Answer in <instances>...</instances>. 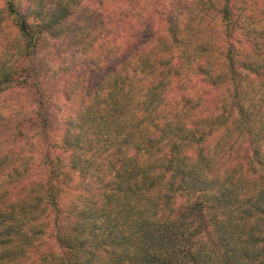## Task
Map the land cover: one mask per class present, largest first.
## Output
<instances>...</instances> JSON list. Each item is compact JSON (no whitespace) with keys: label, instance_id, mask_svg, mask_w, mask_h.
<instances>
[{"label":"trees","instance_id":"obj_1","mask_svg":"<svg viewBox=\"0 0 264 264\" xmlns=\"http://www.w3.org/2000/svg\"><path fill=\"white\" fill-rule=\"evenodd\" d=\"M72 2L78 6V0ZM86 2L89 7L84 13L92 12V16L97 17L103 15L93 11L97 0ZM106 2L128 7L108 9L111 12L108 22L112 27L107 29L104 39L111 47L105 49L107 55L103 60L96 57L76 61L75 57L81 53L86 55L97 46L104 48V44L92 36L104 24L92 23L86 31L79 22L88 23L92 17H77V21L70 23L74 13L63 6L62 0L61 3L56 0H6L7 8H0V31L5 25L15 28L18 21L29 38V56L36 57L31 61L30 69L22 70L28 73L27 78L16 84L17 93L24 92L28 98V105H23V119L13 122L0 117V246L21 237L23 220L43 203L36 192L46 186L53 215L45 228L30 231L32 239L47 237L42 251L53 261L64 264L66 252H69L74 254L69 264H81L80 254L91 257L83 264H98L94 253L87 251L89 248L110 247L115 250L132 245L133 240L118 233L111 221L100 222L106 217L96 210L93 201H85L83 210L76 212L72 204L74 190L68 183L63 186L53 183L61 176L69 178V173L77 168L81 169L82 176L86 174L92 163L76 156L74 150L92 152L100 140L93 141L90 137L107 135L110 138L114 130L116 139L105 151L115 149L112 156L122 165L124 176L118 173L117 179L127 183V178L134 175L127 169L134 166L138 175H145L159 167L154 162L155 157L168 159L165 171L172 172V176L155 177L147 182L148 187L154 188L166 178L171 186L176 187L172 182L179 179L181 189L176 187L177 192L187 188L201 193L189 213L200 221L197 231L206 230L205 212L211 214L216 238L215 241L209 239V243L213 255L215 251L220 253L215 264H264V177L254 196L241 200L240 192L236 190L244 181L246 172L253 176L257 174L251 166L253 161L258 167H264V152L258 151L264 144V0H206V6L200 8L203 14L197 17L199 24L192 30L195 36L189 34L182 40L179 36L184 33L179 29L180 21L175 11L167 14L165 32L157 23L149 22L152 16L148 15L147 8L137 11L131 7L149 3V0ZM192 2L205 4V0ZM29 17L40 20L41 24L30 27L26 23ZM90 39L92 42L88 43ZM178 48L184 52L176 55ZM66 56L71 59L65 60ZM57 63L59 67H55ZM173 64H179V68L172 67ZM237 68L242 71L238 73ZM110 76L118 77L117 83L141 96V103L135 107L131 104L113 105L109 120L101 118L99 124L88 115L78 117L77 122L71 118L61 121L58 105L49 103L62 95L69 83L79 81L84 89H89L94 82ZM229 79L231 95L225 100L228 92L225 85ZM11 82L10 75L0 79V97L7 91L3 84ZM240 108H243L246 125L252 132L246 141L247 147L241 157L229 156L218 169L219 173L231 175L202 181L198 169L207 171L210 164L220 163L216 159V148L231 139L228 128L231 112L240 111ZM140 109L151 110L153 115L142 118ZM52 124L61 126L56 136L52 135ZM72 128H78L83 135L73 138L69 133ZM249 149H252L250 160ZM125 150L131 155L122 161L119 157L125 156ZM205 151L208 156L204 155ZM228 152L231 153L232 148ZM107 163L116 171L110 160ZM211 185H219L220 190ZM57 199L69 208L66 217L68 234L63 240L56 226ZM220 216L225 217L224 223L218 221ZM135 227L133 237H138L144 244L140 254L129 258L125 254L117 255L115 251L106 253L111 256L112 264H125L126 260L129 264H172L171 259L152 255L150 248H175L177 233L146 222L137 221ZM179 235L182 237L183 234ZM35 255L21 253L32 264L37 261L44 264L45 256L33 259ZM195 264L203 262L196 260Z\"/></svg>","mask_w":264,"mask_h":264},{"label":"clouds","instance_id":"obj_2","mask_svg":"<svg viewBox=\"0 0 264 264\" xmlns=\"http://www.w3.org/2000/svg\"><path fill=\"white\" fill-rule=\"evenodd\" d=\"M56 2L61 3V0H56ZM62 4L74 13L70 18V23L77 21V17H84L85 19L92 17V20L88 23H85L83 20L79 22V26L86 31L89 30L88 26L90 24L95 23L100 25L103 22L104 26L98 27L92 33V36L98 38L100 43L104 44V48L97 46L90 49L86 55L81 53V55L75 57L76 61L87 60L89 58L96 59V57L103 60L104 55H107L105 49L111 47L104 39L107 35V29L112 27L108 22L111 17V12L108 9L113 7H128V5L113 6L107 3L106 0H97V3L93 6V11L103 13L102 16L97 17L92 16V12L84 13V9L89 7L86 0H78V6L74 5L72 0H62ZM203 6H206V0L204 5L193 3L192 0H149V3L138 6L133 4L131 7L136 8L137 11L141 8H147L148 15L152 16V20L149 22L157 23L165 32L168 28L166 22L167 14L170 11H175L180 21L179 29L184 33V35L179 36L182 40L189 34L195 36L192 30L196 29L199 24L197 17L203 14L200 12V8ZM0 8H7L6 0H0ZM193 20H195L194 23ZM26 23L30 27L35 28L41 24V21L29 17ZM215 27L216 25H213V28ZM47 38L48 34L45 33V39ZM91 42L90 39L88 43ZM168 43H171L170 38ZM28 45V35L22 31L18 21L16 22L15 28L5 25L4 29L0 31V79L4 75H10L12 78L11 83L3 84V87L7 91L0 97V117L5 120L16 122L24 117L23 103L21 100L16 99V94L19 91L16 84L27 78L28 73L22 70L25 68L30 69L31 61L36 59V57L29 56L31 49ZM84 47L87 48L88 45L85 44ZM182 52H184V49L178 48L175 54L179 55ZM64 59L70 60L71 58L66 56ZM100 66L103 67L102 64ZM55 67H59V64L57 63ZM172 67L179 68V64H173ZM53 70L55 71V68ZM236 71L239 73L242 70L237 68ZM165 74L167 73L165 72ZM243 75H247V73ZM118 79V77L110 76L106 80H98L89 89H84L82 82L79 81L69 83L64 88L63 94L58 95L55 99L49 101V103L58 105L61 121L71 118L73 122H77L78 117L88 115L96 119L99 124L101 118L109 120L112 115L111 109L113 105L123 106L125 104H131L135 107L136 104L141 103L142 97L136 96L135 92H130L126 85L117 83L116 81ZM225 87L228 89V92L224 99L227 100V97L231 95L230 79ZM133 96L136 97L135 100L132 99ZM45 99L47 100V97ZM36 100L39 101V97H36ZM239 106L240 98L238 97L237 107ZM32 107L34 108L35 104ZM139 115L142 118H146L152 116L153 113L151 110L145 112L143 109H140ZM244 117L245 113L243 108H240V111L231 112V118L228 123L231 139L226 143L222 142L216 148V153L218 154L216 159L220 160V163L215 166L210 164L207 171H204L202 168L198 169L201 173L199 179L202 181H214L218 177L231 175V173H219L218 169L223 166V162L229 156L234 158L241 157L243 149L247 147L246 141L251 138L252 132L250 126L246 125ZM246 127H248L247 132L245 131ZM69 133L73 138L83 135L78 128L70 129ZM90 138L93 141L99 139L100 143L98 146L92 152H75L74 150V154L82 157L85 161H91V169L82 176L81 169L77 168L75 172L69 173L70 179L61 176L59 181H54L53 183L59 184L60 186L68 183L74 190L75 196L73 197L72 204L76 212L83 210L85 201H93L96 205V210L103 217H106V220L101 219V223L111 221L112 226L118 233H122L125 239L133 240L132 245L126 248L115 250L110 247L101 250H97L95 247L89 248L87 251L94 253L98 264H112L111 256L106 253L113 251L117 255L125 254L129 258H134L140 254L139 250L144 247V244L139 241L138 237H133L132 235L137 230L135 227L137 221L141 223L146 222L161 230L169 228L177 233L175 248L164 247L157 249L152 247L150 248L152 255L159 256L164 260L171 259L172 264H195L196 260L202 261L203 264H215V262H218L220 253L215 251L213 255L214 250L212 244L209 243V239L215 241L216 238L215 224L211 221V214L205 212L204 224L206 230L197 231L200 221L196 220L195 215L189 213L191 205L194 204L201 193L189 191L187 188L177 192L176 187H180L181 189V181L179 179L172 182L176 187L171 186L167 178L172 176V172L165 171L169 164L168 159L155 157L154 162L159 167L156 171H148L145 175H138L134 166L127 169L129 174L134 173V175H130L127 178V183H122L120 179H117L118 173L124 176L121 173L122 165L117 163V158L112 156V152L115 149L105 151L108 145L115 141V131L113 130L110 138L107 135L102 137L93 136ZM105 140L108 142L105 143ZM253 147H256L255 143H253ZM229 148H232L231 153L228 152ZM251 150L249 149L248 151L249 160L251 159ZM258 151L264 152V144L261 145ZM130 155L125 150V156L119 157V159L123 161ZM204 155L208 156L209 154L205 151ZM109 160L115 165L116 171L108 167L107 161ZM141 166H143V162ZM251 166L256 170L257 174L253 176L250 172H246L244 174V181L237 185L236 190L240 192L241 200H245L249 196H254L259 190L261 178L264 177V167H258L254 161L251 163ZM158 176L167 178L159 181L154 188H149L147 182ZM227 186L231 187V185ZM211 187H215L218 191L220 190L219 185H211ZM36 195L43 199V203L39 205L36 212L31 213L23 220L21 237L15 239L11 244L0 246V264H32V261L28 260L27 256H21L22 252L29 255L35 253L36 255L33 259L44 255V264H60L59 260L53 261L51 256H48L42 251L44 239L47 237L32 239L33 233L30 230L45 228L46 222L53 215L48 187L46 186L43 190H38ZM76 197H79V199ZM56 204L58 208V211L55 213L57 216L56 226L60 230V239L63 240L68 234V221L66 217H68L69 208L60 199H57ZM218 221L224 223L225 217H218ZM48 231H52V229H48ZM181 233L183 234L182 237L179 235ZM81 239H87V237H81ZM73 255V253L66 252L64 264H69V260ZM18 256L21 258L17 259ZM209 256H211V261H209ZM79 259L81 264H83L85 260L91 259V257L87 254H80ZM37 264H39V261H37ZM125 264H129V261L126 260Z\"/></svg>","mask_w":264,"mask_h":264},{"label":"rangeland","instance_id":"obj_3","mask_svg":"<svg viewBox=\"0 0 264 264\" xmlns=\"http://www.w3.org/2000/svg\"><path fill=\"white\" fill-rule=\"evenodd\" d=\"M16 99L21 100L23 105H25V106L28 105V103H27L28 98H27V95L24 92L17 93L16 94ZM51 129H52V135L56 136L57 134H59L61 126L58 125V124H52Z\"/></svg>","mask_w":264,"mask_h":264}]
</instances>
